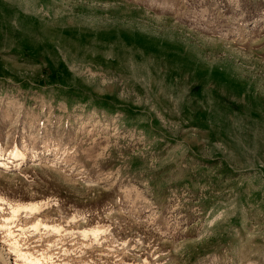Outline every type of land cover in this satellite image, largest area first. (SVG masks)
<instances>
[{"label":"rangeland","instance_id":"obj_1","mask_svg":"<svg viewBox=\"0 0 264 264\" xmlns=\"http://www.w3.org/2000/svg\"><path fill=\"white\" fill-rule=\"evenodd\" d=\"M0 264H264V6L0 0Z\"/></svg>","mask_w":264,"mask_h":264},{"label":"trees","instance_id":"obj_2","mask_svg":"<svg viewBox=\"0 0 264 264\" xmlns=\"http://www.w3.org/2000/svg\"><path fill=\"white\" fill-rule=\"evenodd\" d=\"M242 1H245V3H248V8L250 9L252 13H257L259 9L264 6V3L261 1H257L255 3H250L249 0H242Z\"/></svg>","mask_w":264,"mask_h":264}]
</instances>
